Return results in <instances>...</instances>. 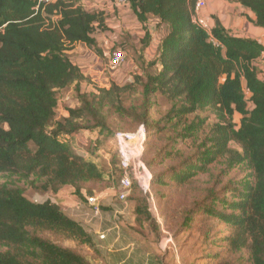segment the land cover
<instances>
[{"label":"trees","instance_id":"16d2710c","mask_svg":"<svg viewBox=\"0 0 264 264\" xmlns=\"http://www.w3.org/2000/svg\"><path fill=\"white\" fill-rule=\"evenodd\" d=\"M43 1L0 0V177H15L42 193L70 188L84 199L85 184L108 177L104 156L112 158L113 176L122 177L112 116L127 119L133 131L143 125L145 149L149 139L165 131L163 123L184 122L189 116L194 119L179 138L192 137L205 122L199 113L210 110L217 121L196 152L163 173L152 172L150 189L187 185L214 164L221 165L222 176L244 166L247 180L217 183L222 187L211 189L185 213L178 232L191 229L196 216L218 221L228 232L211 246L225 248L208 259L216 264H264V79L257 67L264 45L231 36L216 18L208 35L192 21L195 0H127L142 27L152 17L165 34L147 62L143 50L151 37L146 35L139 52L146 66L132 83L83 93L85 76L66 52L75 44L95 48V35L108 30L105 14L87 11L83 0ZM228 2L252 12L253 25L264 28V0ZM149 68L157 70L150 74ZM137 87V104L124 108L123 97ZM64 91L77 105L66 108V118L57 119ZM154 95L170 104L159 120L151 118ZM77 134L88 137L86 154H78L72 145ZM171 150L163 148L165 158ZM159 158L146 164L152 166ZM46 233L92 247L83 227L59 205L33 202L9 181L0 185V264H90L75 250L43 237Z\"/></svg>","mask_w":264,"mask_h":264},{"label":"rangeland","instance_id":"374dc122","mask_svg":"<svg viewBox=\"0 0 264 264\" xmlns=\"http://www.w3.org/2000/svg\"><path fill=\"white\" fill-rule=\"evenodd\" d=\"M84 5L89 8L93 7V2L83 1ZM146 29V30H145ZM153 29V26L152 28ZM149 23L142 28L141 38H137V34L131 36L129 34L122 33L120 37H111L104 35L102 38L98 35L95 36L96 51L81 45L69 46L66 52L71 62L74 65L80 66L82 70L88 69L86 66L94 65V56L99 58L101 67H105L108 63L109 56L112 51L117 48H122L127 55L124 66L120 67L114 72H107L108 76L112 78L107 82H96V89L92 87V83H89V79L85 78L82 82L81 90L83 93H92L91 90L97 91L99 89H108L111 84L117 86H124L133 82L135 76H139L144 72L145 64H141L139 58V52L144 46L146 35H150V45L145 48L143 54L148 52L152 54L155 43L160 37V34L154 35L150 33ZM160 31H162L159 28ZM159 31V33H160ZM127 35V36H126ZM139 39V40H137ZM93 62V63H92ZM135 65V69L133 68ZM257 67L264 78V59H261L257 64ZM156 68H149L148 73L152 74L156 72ZM89 75V74H86ZM129 75V78H126ZM89 77V76H88ZM141 88L137 87L132 92L125 94L123 97V106L128 108L132 104H137L140 96ZM95 93V92H94ZM247 96V95H246ZM153 105L151 108V118L154 120L161 119L169 110L170 104L168 101L160 96H153ZM76 103L72 99L68 91H64L60 98L59 108L56 114L57 119H61L62 112L66 106L70 103ZM200 119H204L202 127L193 134L192 137L181 139L179 134L182 131L185 124H189L194 119V116L187 117L184 122L171 121L163 123L165 125V131L159 136L149 139L148 144L143 151L141 157L142 163L145 164V168L150 174L163 173L169 165H178L185 158L193 155L204 136L207 134L209 127L217 120L215 115L210 110H205L199 113ZM233 121L238 125L239 117L235 116ZM113 128L118 131L132 132L135 128L133 124L127 119H120L117 116H112L110 120ZM87 136L84 134H77L72 140V145L78 154H86L89 149ZM170 151L171 155L165 158L164 151ZM231 148H236L235 145H231ZM113 154L115 152L113 151ZM160 155L157 162H162L160 165L154 164L152 166L146 163H152ZM105 160H101L105 171L108 173L101 182H94L85 184L82 191L84 199H79L73 194V190L70 188H63L58 193H42L37 188H32L30 184L23 183L17 178L12 179L7 177H0V185L9 183L13 186H18L23 189L26 198L33 202L42 203L44 201H51L54 204L59 205L63 213L75 222H78L86 233L92 239H102L101 233H96L97 226L103 221L110 229L109 235L111 239H131L136 242L143 249H147L149 252L148 264H216L214 259H208V255H211L214 251L220 252L225 248V245L217 244V246H211L227 235V228L218 221H211L204 216H196V220L191 229L184 232L179 231V223L181 219L187 213V211L194 208L196 204L201 203L208 192L215 188L218 190L222 186H218L217 183L221 182V185H225L229 182H239L247 180L249 173L244 166H240L229 174L222 176L221 165H211L209 171L205 174L196 176L187 185H155L150 189L151 195H153V202L149 199L148 194L144 193L135 183L131 190L130 196L126 202L122 203L118 200L119 190V176H113L112 158L104 156ZM111 159V160H110ZM244 167V168H243ZM164 183H167L164 182ZM175 185V186H174ZM89 193L97 197L101 210V218H92L90 223H84L75 216V213L71 210H75L76 203H80L88 216V209L85 204V197ZM144 200V202H143ZM202 205V204H201ZM145 213L148 214L149 219H146ZM108 219V220H107ZM89 222V218L86 220ZM213 223V224H212ZM212 225H216V228H211ZM96 227V228H94ZM94 229V230H93ZM43 237L56 242L57 244L71 248L76 252L83 255L86 259L90 258L89 250L92 247L82 245L79 242L73 240H64L61 237H54L50 233H46ZM106 239V237L104 238ZM222 246V247H221ZM144 249V250H145ZM96 251V250H94ZM157 253V255H156ZM155 256H154V255ZM178 257V258H177ZM176 258L179 263H176ZM88 260V259H87Z\"/></svg>","mask_w":264,"mask_h":264},{"label":"crops","instance_id":"0c3cea01","mask_svg":"<svg viewBox=\"0 0 264 264\" xmlns=\"http://www.w3.org/2000/svg\"><path fill=\"white\" fill-rule=\"evenodd\" d=\"M115 0H97L95 5V9L89 8L85 6L87 11H101L105 14V24L107 27V31L100 33L99 36L103 37L104 35H109L111 37H120L122 33L129 34L131 36L137 34V38L141 36L142 32V25H140L137 21L132 12L130 11L129 7L119 6L114 8L113 2ZM200 16L202 19H205L211 29L214 27V18L218 19L224 29L234 37L239 38H250L256 40L258 43L264 45V28H257L253 25V21L255 20V16L249 10L241 7L238 4H231L228 0H207L206 7L203 11H201ZM150 33H157L160 34L157 40V44L165 34V31H160L157 28V20L149 17L148 19ZM153 26V29H151ZM160 31V33H159ZM96 36V35H95ZM127 36V35H126ZM101 37V38H102ZM141 38V37H140ZM96 40V39H95ZM139 40V39H137ZM97 44V43H96ZM157 44L155 43L153 53L143 54L144 59L147 61L153 59ZM81 45V44H75ZM75 45L71 46L74 47ZM85 46V45H81ZM87 47V46H85ZM97 47V45H96ZM95 47V48H96ZM94 51L95 48L88 47ZM122 49V48H117ZM124 51V50H123ZM263 56V54H262ZM262 58V57H261ZM261 60V59H260ZM94 65L86 66L88 69L82 70L80 66H77L86 79H89V83H92V87L96 89V82L101 84V82H107L108 79L111 80L112 76L109 77L104 76L106 73L103 71L105 67H101V63L99 62V58L94 56ZM92 62V63H93ZM125 64V63H124ZM124 66V65H123ZM135 69V65H133ZM89 74V75H86ZM107 75V74H106ZM89 76V77H88ZM108 76V75H107ZM129 78V75H126V78ZM260 77L262 78V74L260 73ZM264 79V78H262ZM82 83L80 84V91ZM92 93L96 92L91 90ZM69 94V92H68ZM77 105L76 103H70V105L66 106V108H75ZM59 108V107H58ZM62 112V118H66L68 116L67 110ZM86 204V203H85ZM75 210H71V212L75 213V216L79 218V220L83 221L84 223H90L92 218H101V213L99 216H93L90 208L87 206L88 209V216L86 212H84L83 208L80 203H76ZM87 218H89V222H87ZM108 220V219H107ZM78 223V222H77ZM96 228V227H94ZM94 230V229H93ZM96 233H101L102 235L100 238L102 239H92V246L93 249L89 250L90 258H87L90 264H148L149 252H146L147 249H143L142 246H139L136 242L132 241L131 239H111L109 232L110 229L107 227L103 221L97 226L95 231ZM106 237V239H104ZM96 250V251H94ZM154 255V254H153ZM157 255V253H156ZM155 256V255H154ZM178 258V257H177ZM176 258V263L178 259Z\"/></svg>","mask_w":264,"mask_h":264},{"label":"built area","instance_id":"2783aa9c","mask_svg":"<svg viewBox=\"0 0 264 264\" xmlns=\"http://www.w3.org/2000/svg\"><path fill=\"white\" fill-rule=\"evenodd\" d=\"M53 0H44L48 3ZM95 3L97 0H83ZM207 0H195L194 14L192 16L193 23L204 30L208 35L211 33V27L205 19L200 16L201 11L206 7ZM127 7V0H115L113 7ZM213 41V40H212ZM127 55L122 49H115L109 56L106 66L107 72H114L124 65ZM261 59H264V54ZM96 93V92H95ZM147 139V131L143 125H140L133 132L118 131L114 135V144L118 157L119 167L122 170V177L119 180V190L117 198L124 203L130 196L132 185L135 183L142 191L148 194L149 199L153 202L150 193L151 175L141 161L144 151V143ZM85 203L90 208L93 216L100 215V205L95 196L86 197Z\"/></svg>","mask_w":264,"mask_h":264}]
</instances>
